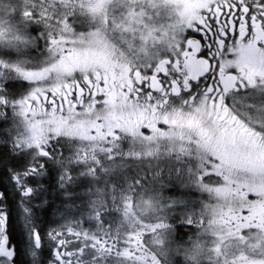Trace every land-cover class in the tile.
Segmentation results:
<instances>
[{
	"label": "snow or ice",
	"instance_id": "obj_1",
	"mask_svg": "<svg viewBox=\"0 0 264 264\" xmlns=\"http://www.w3.org/2000/svg\"><path fill=\"white\" fill-rule=\"evenodd\" d=\"M0 264H264V0H0Z\"/></svg>",
	"mask_w": 264,
	"mask_h": 264
}]
</instances>
